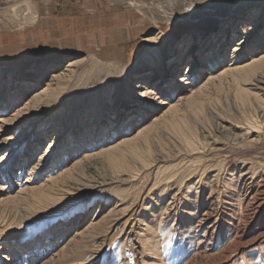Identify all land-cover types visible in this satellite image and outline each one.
<instances>
[{"label": "rangeland", "instance_id": "rangeland-1", "mask_svg": "<svg viewBox=\"0 0 264 264\" xmlns=\"http://www.w3.org/2000/svg\"><path fill=\"white\" fill-rule=\"evenodd\" d=\"M0 264H264V0H0Z\"/></svg>", "mask_w": 264, "mask_h": 264}, {"label": "bare ground", "instance_id": "bare-ground-1", "mask_svg": "<svg viewBox=\"0 0 264 264\" xmlns=\"http://www.w3.org/2000/svg\"><path fill=\"white\" fill-rule=\"evenodd\" d=\"M234 65H235V64L231 65L229 68H230L231 70H235V69H237V68L234 67ZM233 67H234V68H233ZM232 68H233V69H232ZM190 70H191V69H190ZM192 70H193V69H192ZM189 73H190V72H189ZM157 97H158V95H157V96L150 95V96H149V99H152V98L157 99Z\"/></svg>", "mask_w": 264, "mask_h": 264}]
</instances>
